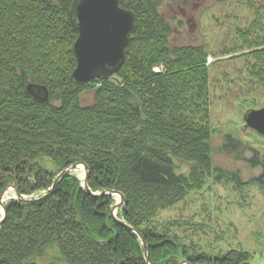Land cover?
Wrapping results in <instances>:
<instances>
[{
    "label": "trees",
    "instance_id": "1",
    "mask_svg": "<svg viewBox=\"0 0 264 264\" xmlns=\"http://www.w3.org/2000/svg\"><path fill=\"white\" fill-rule=\"evenodd\" d=\"M74 2L0 0V199L12 185L30 198L5 205L0 264H251L247 251L209 255L153 223L215 172L264 187L258 149L232 134L214 145L209 48L171 42L163 0H119L135 16L124 65L76 84ZM248 57L264 87V50ZM30 83L47 86L49 101L34 98ZM87 92L93 101L81 104ZM216 154L261 173L243 181L240 169L217 166ZM79 162L89 166L91 193L74 173L50 189ZM108 191L125 196L117 216L144 238L148 263L141 238L113 218Z\"/></svg>",
    "mask_w": 264,
    "mask_h": 264
},
{
    "label": "rangeland",
    "instance_id": "2",
    "mask_svg": "<svg viewBox=\"0 0 264 264\" xmlns=\"http://www.w3.org/2000/svg\"><path fill=\"white\" fill-rule=\"evenodd\" d=\"M178 4V0H163L159 9L171 22L173 44H203L210 50L214 145H220L224 135L232 134L264 155V136L247 128L244 121L248 110L264 107V87L250 73L253 63L248 56L255 49L228 45L227 37H234L235 30H228L225 25L227 10L222 5L208 10V5L195 0L191 7H187V10L196 9L194 21L188 23ZM241 14L242 18L245 17L241 27L246 28L249 15L243 10L239 12ZM226 51L228 53L222 54ZM92 99L93 92H87L82 96L81 104L91 103ZM245 155L251 157L252 154L247 151ZM214 158L217 166L232 171L240 169L243 181L261 173L260 168L252 169L245 162H235L223 154H216ZM177 164L179 172H189L187 164ZM73 173L84 179V169L76 168ZM10 189L3 197L4 205L15 197L14 190ZM121 207L116 210V215ZM2 212L0 208V219ZM153 223L170 229L183 243L209 255H223L232 249L244 250L251 254V264L264 263V187L254 183L240 187L229 178L218 179L215 172L183 201L159 211ZM53 251L50 254L57 255V251Z\"/></svg>",
    "mask_w": 264,
    "mask_h": 264
},
{
    "label": "water",
    "instance_id": "3",
    "mask_svg": "<svg viewBox=\"0 0 264 264\" xmlns=\"http://www.w3.org/2000/svg\"><path fill=\"white\" fill-rule=\"evenodd\" d=\"M72 19L73 25L78 31L74 45L77 66L72 73V80L79 84L99 78L109 79L114 76L125 63V49L135 30L134 13L122 8L119 0H75L72 8ZM27 91L39 101H49V90L45 85L30 83L27 85ZM244 121L247 128H251L264 136V107L248 110L244 115ZM80 167H83L85 171L82 185L91 193L88 186L90 170L85 162H79L65 168L57 176L50 189L54 190L63 177L72 174L76 168ZM10 188L15 192L14 199H30L28 196L20 194L15 185L9 186L0 199V206L3 207L0 226L7 214L3 197L11 190ZM107 193L120 197V201L115 204L112 210V216L117 222L141 238L144 245L145 260L148 263L149 248L144 238L134 227L116 215V210L125 204V196L118 191H108ZM94 195L98 194L94 193ZM182 264L186 263L183 262Z\"/></svg>",
    "mask_w": 264,
    "mask_h": 264
},
{
    "label": "flooded vegetation",
    "instance_id": "4",
    "mask_svg": "<svg viewBox=\"0 0 264 264\" xmlns=\"http://www.w3.org/2000/svg\"><path fill=\"white\" fill-rule=\"evenodd\" d=\"M195 0H178V6L182 15L187 18V22L194 21V9L187 10V7ZM202 4L207 6L208 10L220 4L227 10L225 25L228 30L234 28L235 36L229 38L228 45L231 48H252L255 50H264V0H201ZM198 6L195 5L194 7ZM247 11L250 21L246 28L241 27L245 17L239 15Z\"/></svg>",
    "mask_w": 264,
    "mask_h": 264
},
{
    "label": "bare ground",
    "instance_id": "5",
    "mask_svg": "<svg viewBox=\"0 0 264 264\" xmlns=\"http://www.w3.org/2000/svg\"><path fill=\"white\" fill-rule=\"evenodd\" d=\"M80 169H83V167H80ZM116 196H117V195H116ZM119 198H120V197H118L116 200L119 201V200H120ZM5 200H6V199H4V201H5ZM0 208H1V211H3V207L1 206Z\"/></svg>",
    "mask_w": 264,
    "mask_h": 264
}]
</instances>
